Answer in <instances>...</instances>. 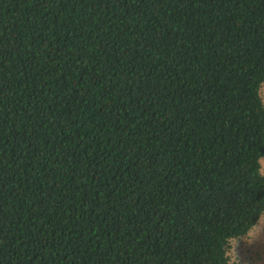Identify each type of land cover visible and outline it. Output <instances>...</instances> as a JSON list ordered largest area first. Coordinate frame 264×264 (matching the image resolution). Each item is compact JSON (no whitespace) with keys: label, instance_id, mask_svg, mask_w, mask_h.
Segmentation results:
<instances>
[{"label":"trees","instance_id":"16d2710c","mask_svg":"<svg viewBox=\"0 0 264 264\" xmlns=\"http://www.w3.org/2000/svg\"><path fill=\"white\" fill-rule=\"evenodd\" d=\"M263 84L264 0H0V264H227Z\"/></svg>","mask_w":264,"mask_h":264},{"label":"rangeland","instance_id":"374dc122","mask_svg":"<svg viewBox=\"0 0 264 264\" xmlns=\"http://www.w3.org/2000/svg\"><path fill=\"white\" fill-rule=\"evenodd\" d=\"M260 94L264 104V84ZM261 218H264V214ZM259 221L254 227L259 226ZM246 240L247 236L236 240L235 254L239 264H264V230L251 244L247 243Z\"/></svg>","mask_w":264,"mask_h":264},{"label":"clouds","instance_id":"9594fccd","mask_svg":"<svg viewBox=\"0 0 264 264\" xmlns=\"http://www.w3.org/2000/svg\"><path fill=\"white\" fill-rule=\"evenodd\" d=\"M258 94L260 93L258 92ZM257 164L259 165L257 175L260 177H264V157H259L257 159ZM262 230H264V218H261L258 227H251L247 230L246 242L251 244L259 236ZM225 247L226 251L224 253V256L227 261V264H239V261L235 254L236 240L234 238L227 239Z\"/></svg>","mask_w":264,"mask_h":264}]
</instances>
